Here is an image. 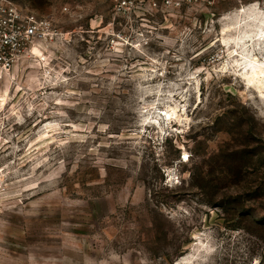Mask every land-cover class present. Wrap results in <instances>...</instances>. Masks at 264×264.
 I'll list each match as a JSON object with an SVG mask.
<instances>
[{
  "label": "rangeland",
  "instance_id": "1",
  "mask_svg": "<svg viewBox=\"0 0 264 264\" xmlns=\"http://www.w3.org/2000/svg\"><path fill=\"white\" fill-rule=\"evenodd\" d=\"M12 1L51 27L0 70V264H264V0Z\"/></svg>",
  "mask_w": 264,
  "mask_h": 264
},
{
  "label": "built area",
  "instance_id": "2",
  "mask_svg": "<svg viewBox=\"0 0 264 264\" xmlns=\"http://www.w3.org/2000/svg\"><path fill=\"white\" fill-rule=\"evenodd\" d=\"M210 1V0H206ZM117 12H130L135 8L151 11L175 9L183 0H112ZM51 21L46 16L22 8L12 0H0V70H10L21 54L39 36L49 32Z\"/></svg>",
  "mask_w": 264,
  "mask_h": 264
},
{
  "label": "bare ground",
  "instance_id": "3",
  "mask_svg": "<svg viewBox=\"0 0 264 264\" xmlns=\"http://www.w3.org/2000/svg\"><path fill=\"white\" fill-rule=\"evenodd\" d=\"M249 30L253 32V34L249 37L248 41L257 42L260 44V47L258 49L255 48L253 52L254 59L253 62L250 63V68L247 72V80L249 83H254V81L260 83L262 76H264V64L258 63L259 61L256 56L264 52V19L253 23ZM34 50L39 52L37 48H34ZM166 115H168V119H171V114L169 112H166Z\"/></svg>",
  "mask_w": 264,
  "mask_h": 264
},
{
  "label": "trees",
  "instance_id": "4",
  "mask_svg": "<svg viewBox=\"0 0 264 264\" xmlns=\"http://www.w3.org/2000/svg\"><path fill=\"white\" fill-rule=\"evenodd\" d=\"M262 225L264 226V222L262 223Z\"/></svg>",
  "mask_w": 264,
  "mask_h": 264
}]
</instances>
